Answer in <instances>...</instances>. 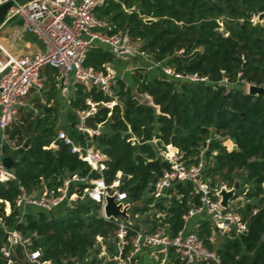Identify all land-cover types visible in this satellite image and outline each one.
I'll return each mask as SVG.
<instances>
[{
    "label": "trees",
    "instance_id": "trees-1",
    "mask_svg": "<svg viewBox=\"0 0 264 264\" xmlns=\"http://www.w3.org/2000/svg\"><path fill=\"white\" fill-rule=\"evenodd\" d=\"M263 11L264 0H105L95 8V16L108 24L106 33L126 32L133 41L141 42V50L160 64L158 72L151 75L147 67L134 68L132 84L119 78L113 94L74 82L72 107L86 109L88 99L99 103L97 120L103 122V129L93 142L107 155L103 171L106 184L119 180L109 192H125L131 220L137 213H145L140 223L148 231L165 226L176 236L184 226L183 215L190 203L200 202L191 193V182H175L167 189L169 197L156 199L152 195L156 182L170 168L159 153L160 147L173 144L189 163H198L204 150V177L214 187H220L218 176L229 187L239 180L234 198L245 197L238 211L247 221L248 231L215 237L207 218H193L191 222H199V237L219 260L195 264H264V95L244 89L248 84L264 85V20H253ZM114 60L109 47L95 44L85 65L102 69ZM163 65L202 79L167 78L161 71ZM52 71L58 75L56 69ZM49 86V92L43 94L48 103L57 94L54 76ZM141 95L148 99L141 100ZM112 101H116L112 107L103 103ZM37 108L39 114L26 111V116H21L24 122L15 123L9 132L17 144L28 139L30 143L14 164L16 178L0 184V216L10 228L24 235L36 234L27 250H41L40 260L113 264L98 257L101 247L97 235L113 252L111 242L117 229L113 221L102 217L99 202L84 197L73 206L61 205L56 216L33 206H15L20 187L33 192L40 188L42 179L58 186L67 174L80 173L90 179L101 176L62 141L56 150L45 147L57 137L58 111L55 106L45 110L43 103ZM76 121L70 111L66 130L76 142H83L84 136L73 125ZM221 137L232 139L237 149L229 150ZM89 185L79 184L81 194ZM7 204L10 211L4 212ZM140 223L134 222V226L142 228ZM4 237L0 231V264L9 260L1 251ZM169 254L167 264H183L174 249ZM12 258L14 264H32L22 247Z\"/></svg>",
    "mask_w": 264,
    "mask_h": 264
},
{
    "label": "built area",
    "instance_id": "built-area-1",
    "mask_svg": "<svg viewBox=\"0 0 264 264\" xmlns=\"http://www.w3.org/2000/svg\"><path fill=\"white\" fill-rule=\"evenodd\" d=\"M7 1L14 2L8 10L7 18L20 16L26 30L37 35L45 43L46 50L34 56L17 57L0 43V184L16 178L13 168H7L3 159L7 153L11 154L23 144L19 145L12 141L9 132L15 123L24 122L19 116V109L31 91L42 86L40 72L47 65L58 70L57 85L66 103L76 115L75 125L84 136V141L76 142L67 130L60 129L56 139L45 147L56 150L59 148V141H62L70 146L72 153L87 162L92 170L101 174L98 179H90L80 173L67 174L62 178V184L58 186H50L45 179H42L40 188L30 193L20 187L21 192L15 199V206L20 209L33 206L51 212L63 204L67 207L73 206L84 197L99 202L102 217L117 225L115 237L111 242L113 252L109 251L103 237L97 235L101 247L98 257L104 258V262L139 264V257L148 253L157 264H167L170 259V249L175 250L183 264H195L197 261L210 259L219 262L215 252L210 251L199 237L198 220L194 222L191 220L196 217L207 218L215 237L246 233L248 227L247 221L238 211L244 202L232 206L233 199L227 208L223 207L220 202L221 197L218 195L220 187H212L211 182L204 177V150L201 151L202 158L198 163H189L184 153L173 144L159 148L161 157L170 163V168L156 182L152 195L156 199L169 197L167 189L175 182H191L193 186L191 193L200 199L198 204L190 203L189 209L183 215L184 226L176 236L170 235L165 226L155 231H148L147 228H136L131 215L130 220L127 221L122 217L117 219L108 217L105 213L106 195L112 194L109 192V187L116 188L119 180H114L111 185L106 184L103 171L106 168L107 155L93 142L103 129V122L97 120L99 103L88 99L87 103L90 105L88 108L72 107L71 86L76 82L86 87L95 86L105 94H112V88L119 79L116 68L112 62L105 63L102 69L86 66L85 59L89 49L96 43L105 44L111 49L114 59H127L149 55L141 50L142 43L133 41L126 32L107 34L100 30L107 23L95 16V8L105 0H29L25 3L17 0H0V4ZM154 65L160 66L155 61ZM161 71L167 78L191 82L202 79L197 74L180 73L167 65L161 66ZM103 103L111 106V102ZM90 116L95 117L97 129L85 125L86 118ZM132 141L135 143V138H132ZM232 149L233 144L229 150ZM117 176L120 177L121 172H118ZM82 182H89L90 185L85 187L81 194L79 184ZM114 192H117V203L123 202V206L130 205L128 208L130 214L131 204L126 200V193L119 190ZM2 201L0 198V202ZM10 208L11 205L7 204L4 212H9ZM157 215L163 217L161 213ZM0 231L5 233L1 251L3 256L9 258L8 264H14L12 256L18 247L25 249L26 260L29 263L52 264L49 260H40L41 250H27L36 234L24 235L20 230L10 228L3 216H0Z\"/></svg>",
    "mask_w": 264,
    "mask_h": 264
},
{
    "label": "crops",
    "instance_id": "crops-1",
    "mask_svg": "<svg viewBox=\"0 0 264 264\" xmlns=\"http://www.w3.org/2000/svg\"><path fill=\"white\" fill-rule=\"evenodd\" d=\"M108 27V24H106L105 26L101 27L100 30L106 33ZM0 43L10 53L17 57L25 55L34 56L46 50L45 43L37 35L26 30L24 22L20 16H12L10 18H7L5 22L0 26ZM101 45L108 47V45L105 44ZM131 59L136 60L134 62L133 60L129 62V60ZM128 62L131 63V65H129ZM152 63H154V60L149 55H140L127 59H115L112 62L118 72V77L125 79L129 84H132L131 74L134 68L147 67L151 75H156L158 71L155 67L151 66ZM53 69L57 70V68L50 65H47L41 69L40 83L42 84V86L32 90V92L36 91V94L30 98H28L27 96L24 100V104L20 107L19 111L34 110L36 114H39V108L35 107L36 100H40L41 102H43V104L46 107H49V109L55 106L58 111L57 127L61 126L60 129L66 130L68 121L67 119H69V112L72 110L66 103L65 97L61 94L60 87L57 85L56 98L52 99L49 103L43 96L45 92H49L50 78L54 76L56 81L58 82L57 75H54L52 71ZM126 72H129V77L126 76ZM73 92L74 83L71 86V93L73 94ZM65 206L66 205H62L61 208H64Z\"/></svg>",
    "mask_w": 264,
    "mask_h": 264
},
{
    "label": "water",
    "instance_id": "water-1",
    "mask_svg": "<svg viewBox=\"0 0 264 264\" xmlns=\"http://www.w3.org/2000/svg\"><path fill=\"white\" fill-rule=\"evenodd\" d=\"M20 3H25L29 0H17ZM14 5L13 1H7L4 3L0 4V26L5 22L6 18H7V14H8V10ZM133 10V9H132ZM258 21H263L264 20V11L261 12L258 16H257ZM148 21L153 20V18H149L147 19ZM248 92L250 94H263L264 95V85H258V84H250L248 87ZM115 104V103H114ZM49 107H46L45 110H48ZM73 125H75V123H73ZM85 125L87 127L93 128V129H97L98 128V124L96 122V119L94 116H90L88 118H86L85 120ZM30 143V139H28L27 141L24 142V144L15 149L11 154L7 153L6 156L4 157L3 161H4V165L9 168L12 169L14 167L15 162L18 159V156L20 154H22L24 152L25 149L28 148ZM237 144L234 143L233 144V149H237ZM7 182H1V184H6ZM211 186L213 187V183H211ZM240 189V182L239 180H236L234 185L230 188H227L226 186H222L219 191H218V195L221 197V205L225 208H227L229 206V203L231 200L234 199L237 190ZM116 197H117V192H113L112 194H107L106 195V205H105V213L108 217H113V218H125L127 221L130 220V214L128 213V208H129V204H126L125 206H123V202L117 203L116 202ZM52 215H57L56 211L53 210L51 211Z\"/></svg>",
    "mask_w": 264,
    "mask_h": 264
},
{
    "label": "rangeland",
    "instance_id": "rangeland-1",
    "mask_svg": "<svg viewBox=\"0 0 264 264\" xmlns=\"http://www.w3.org/2000/svg\"><path fill=\"white\" fill-rule=\"evenodd\" d=\"M253 20H254V22H257L258 21V19H257V16H254V18H253ZM133 60V62L136 60V59H131V60H129V62H131ZM128 62V64L129 65H131V63H129ZM151 66H153V67H155V68H158L156 65H154V63H152V65ZM155 70V69H154ZM126 76L127 77H129L130 76V74H129V72H126ZM125 76V77H126ZM44 87V86H43ZM248 87H249V85H245L244 86V89H247L248 90ZM32 92V91H31ZM36 94V91H33L32 93H30L29 95H28V98H30V97H33L34 95ZM113 94V93H112ZM140 99L141 100H146V99H148L147 98V96H145V95H141L140 96ZM116 101H112L111 103H110V107H112L113 105H114V103H115ZM40 103H43V102H41L40 100L39 101H37L36 100V102H35V107H37L38 106V104H40ZM25 113H26V111H22V110H20L19 111V116L21 117V116H26L25 115ZM68 121H67V128H68V126H69V119H67ZM58 128V130H60V128H61V126L60 127H57ZM221 139L223 140V144L224 145H226L229 149L232 147V144H234V142H233V140L232 139H229V138H227V137H221ZM220 179H221V177H217V180L219 181V185H220V188L222 187V186H226L227 188L229 187V185H228V183L227 182H220ZM245 202V197L243 196V195H240L239 197H237V198H234V201L231 203L232 204V206H234V205H236V204H239V203H241V202ZM8 211H10V209H8ZM146 217V214L145 213H142V212H139V214L137 215V216H135V218H134V220H133V222H135V223H140L144 218ZM140 225L143 227V228H146V225L145 224H142V223H140ZM145 225V226H144ZM23 262H25V260H23ZM138 262H139V264H157V262L154 260V258L152 257V256H150L148 253L147 254H145V255H143V256H141L140 257V259L138 260Z\"/></svg>",
    "mask_w": 264,
    "mask_h": 264
}]
</instances>
